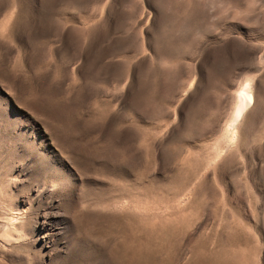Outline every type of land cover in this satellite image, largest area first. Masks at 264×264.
I'll list each match as a JSON object with an SVG mask.
<instances>
[{
  "label": "rangeland",
  "instance_id": "rangeland-1",
  "mask_svg": "<svg viewBox=\"0 0 264 264\" xmlns=\"http://www.w3.org/2000/svg\"><path fill=\"white\" fill-rule=\"evenodd\" d=\"M0 264H264V0H0Z\"/></svg>",
  "mask_w": 264,
  "mask_h": 264
},
{
  "label": "bare ground",
  "instance_id": "bare-ground-1",
  "mask_svg": "<svg viewBox=\"0 0 264 264\" xmlns=\"http://www.w3.org/2000/svg\"><path fill=\"white\" fill-rule=\"evenodd\" d=\"M238 98V96H237ZM252 96L250 91H248L247 89H245L243 92L240 93V99H238V103L236 104L234 113H233V120L236 121V119L238 117H240L239 115H241V111L243 110V108L248 105L247 103L252 101L251 100ZM240 100V101H239ZM251 103V102H250ZM244 113V112H243ZM239 119V118H238ZM237 119V120H238Z\"/></svg>",
  "mask_w": 264,
  "mask_h": 264
}]
</instances>
